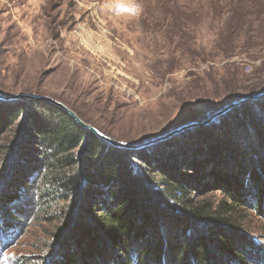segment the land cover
Here are the masks:
<instances>
[{
    "label": "rangeland",
    "instance_id": "obj_1",
    "mask_svg": "<svg viewBox=\"0 0 264 264\" xmlns=\"http://www.w3.org/2000/svg\"><path fill=\"white\" fill-rule=\"evenodd\" d=\"M196 4L189 0L190 7ZM193 20L189 26H174L168 16L164 17V5L159 0H0V92L27 94L0 98V118L9 114L17 101L28 103L16 111L12 122L8 120L0 146L33 113L45 115L38 102L52 103L43 97L61 102L113 141L140 143L187 121L191 115L201 117L212 107L221 106L226 97L223 79L230 81L237 95L234 100L263 91L264 40L245 52L244 30L237 50L226 57L218 47L223 18L215 19L206 7ZM213 77L215 80H211ZM216 88L220 92L214 96ZM262 98L264 95L244 102L250 106L246 114L227 112L208 124L137 148L149 156V161L131 158L144 168L154 164L156 173L169 171L187 180L188 195L196 202L206 201L212 208L231 199L217 188L210 170L229 171L237 178L235 170L240 167L244 179L262 191L259 205L250 201L230 214L243 240L253 243V250L244 245L251 254L244 264H264ZM91 139L79 143L72 151L74 158L89 156ZM31 155L36 158L34 164L23 159L17 162L18 167L22 165L21 172L14 167L3 175L0 150V199H6L5 204L0 202V264H54L57 260L80 264L68 237L72 231L90 235L92 223L89 218L84 221L80 212L58 237L65 215L73 211L69 205L73 203L74 208L77 196L70 189L73 184L62 187L52 171L38 165L41 155ZM79 165L61 173L78 175L74 172ZM160 208L162 214L154 216L161 222L164 218V228L158 225L157 232H170V238L177 225L173 221L176 215ZM7 221L12 226L6 225ZM63 245L72 249L70 258H61ZM165 252L159 254L160 261L155 255L157 263L168 264ZM149 254L155 253L148 252L147 258ZM227 264L239 262L230 258Z\"/></svg>",
    "mask_w": 264,
    "mask_h": 264
},
{
    "label": "trees",
    "instance_id": "obj_2",
    "mask_svg": "<svg viewBox=\"0 0 264 264\" xmlns=\"http://www.w3.org/2000/svg\"><path fill=\"white\" fill-rule=\"evenodd\" d=\"M159 1L164 5V17L168 16L174 26H189L194 22L193 16L206 7L215 19L223 18L224 26L219 34L218 47L226 57L235 53L244 30L243 51H251L257 47V41L264 40V31L261 30L264 0H194L197 4L192 7L189 6V0ZM222 81L223 90L226 91L225 102L222 104H225L236 99L237 95L232 92L230 81ZM219 92L216 88L212 94L219 95ZM263 99L259 104L263 105ZM205 101L212 104L208 100ZM38 103L45 115H42V112L33 113L23 124L17 126L12 138L0 146L3 153L1 172L5 175L14 167V171L21 172L22 165L18 167L17 162L26 159L30 164H34L36 158L31 154L37 153L41 155L37 164L52 171V174L58 177L56 181H61L62 187L73 184L70 189L76 193V204L74 208L73 203L69 205L73 211L67 210L64 228L58 232V237L61 238L65 234L80 212H83L84 221H88L86 218L90 219L93 227L88 236H83L80 231H72L68 237V243L80 256L76 257L77 262L159 264L154 257L157 255L159 259V254L165 252V249L168 264H227L230 258L239 264L248 262V256L251 254L247 247L253 250V243L247 244L243 240L238 232L236 220L230 214L250 201L259 205L262 191L255 183H248L244 179L240 167L235 170L237 178L229 171L223 172L216 168L210 170L213 180L218 183L217 188L223 190L231 199L228 203L220 201L212 208L206 201L196 202L188 195L187 180L177 178L169 171L156 173L154 164L146 162L150 166L144 168L131 161L132 157L149 161L145 152L98 140L93 135L90 136L91 133L86 128L79 125L60 107L48 102ZM26 104V100L17 101L9 108V114L5 113L0 118V136L7 127L8 120L11 118L12 122L16 111ZM31 104L34 103L30 102ZM5 105L8 108L6 103ZM248 107L250 108L246 103H241L228 112L229 115L246 114L250 111ZM85 138L91 139L89 156L80 154L74 158L72 151ZM223 142L226 147V137ZM38 149L40 153L37 152ZM76 163L80 164L74 172L78 175L61 173ZM84 166L89 170H85ZM47 191H50L49 187ZM4 201L6 199H0L2 204H5ZM152 202L155 204L152 205ZM159 206L171 210L176 215H173V221L177 225L171 233L174 237H167L170 232H157L158 225L164 228V218L161 222L158 216H154L155 213L162 214ZM175 207L178 210H174ZM6 223L12 226L8 221ZM71 251L70 247L63 245L61 258H70ZM148 252L155 254H149L147 258ZM61 261L57 260L54 264H62Z\"/></svg>",
    "mask_w": 264,
    "mask_h": 264
},
{
    "label": "water",
    "instance_id": "obj_3",
    "mask_svg": "<svg viewBox=\"0 0 264 264\" xmlns=\"http://www.w3.org/2000/svg\"><path fill=\"white\" fill-rule=\"evenodd\" d=\"M262 95H264V90L259 92V93H257V94H253V95H250V96L242 97V98H239L237 100H232V101H230L228 103L222 104L219 107H212V109L209 110V114L203 115L201 117H199V116L195 117V116L191 115L187 119V121L182 122L181 124H179V125L171 128V129L163 132L162 134H160V135H158V136H156L154 138L142 141L140 143H121V142L113 141L110 138L106 137L104 134H102L99 131H97L92 126H90L87 123H85L84 121H82L77 116L76 113H74L71 109L67 108L61 102H58V101L53 100V99L48 98V97H43V99H45V100L51 102L52 104L60 107L62 110H64L71 118H73L83 128H87V129L91 130L94 134H96L97 136H99L102 139L106 140L110 144L118 146V147H122V148L137 149V148H140V147L148 146V145H151L153 143L159 142V141H161L163 139H166V138L172 136L173 134H176L177 132L189 129L191 127L208 124V123L214 121L215 119H217L218 117L224 115L225 113L230 111L232 108L240 105L241 103H244L246 101L255 99V98L260 97ZM22 96H27V94H24V93L3 94V93L0 92V98H3V99H15V98H19V97H22Z\"/></svg>",
    "mask_w": 264,
    "mask_h": 264
}]
</instances>
